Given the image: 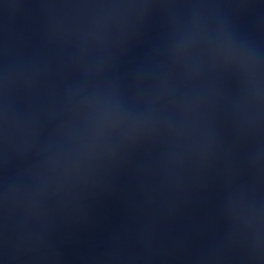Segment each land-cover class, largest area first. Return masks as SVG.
<instances>
[{
	"label": "water",
	"instance_id": "1",
	"mask_svg": "<svg viewBox=\"0 0 264 264\" xmlns=\"http://www.w3.org/2000/svg\"><path fill=\"white\" fill-rule=\"evenodd\" d=\"M0 264H264V0H0Z\"/></svg>",
	"mask_w": 264,
	"mask_h": 264
}]
</instances>
